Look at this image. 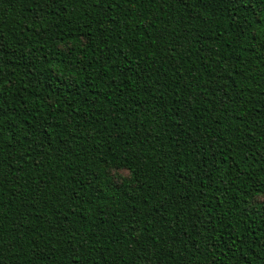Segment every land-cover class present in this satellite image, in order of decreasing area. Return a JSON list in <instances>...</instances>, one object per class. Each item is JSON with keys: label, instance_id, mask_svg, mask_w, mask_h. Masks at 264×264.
Returning <instances> with one entry per match:
<instances>
[{"label": "trees", "instance_id": "1", "mask_svg": "<svg viewBox=\"0 0 264 264\" xmlns=\"http://www.w3.org/2000/svg\"><path fill=\"white\" fill-rule=\"evenodd\" d=\"M0 264H264V0H0Z\"/></svg>", "mask_w": 264, "mask_h": 264}]
</instances>
